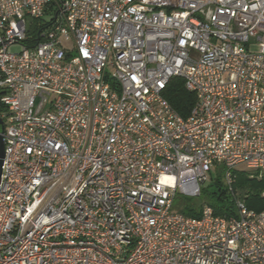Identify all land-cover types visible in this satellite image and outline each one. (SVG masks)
<instances>
[{"label": "built area", "instance_id": "2783aa9c", "mask_svg": "<svg viewBox=\"0 0 264 264\" xmlns=\"http://www.w3.org/2000/svg\"><path fill=\"white\" fill-rule=\"evenodd\" d=\"M0 108V264H264V210L175 209L264 173V0H0Z\"/></svg>", "mask_w": 264, "mask_h": 264}, {"label": "trees", "instance_id": "16d2710c", "mask_svg": "<svg viewBox=\"0 0 264 264\" xmlns=\"http://www.w3.org/2000/svg\"><path fill=\"white\" fill-rule=\"evenodd\" d=\"M37 30L31 29L30 34H35ZM169 105L182 118H187L193 108L196 97L186 90L184 82L180 78H172L163 93ZM2 108H0V112ZM222 167H217L213 176H210L209 183L202 187L200 196L194 199V203L189 201L176 202L175 209L180 213L197 218L203 206H209L215 216L236 217V201H242L248 210L260 212L264 210V173L253 176L243 171H235L233 178V191H229L222 180ZM179 197V196H178ZM177 197V198H178ZM176 198V200H177Z\"/></svg>", "mask_w": 264, "mask_h": 264}, {"label": "rangeland", "instance_id": "374dc122", "mask_svg": "<svg viewBox=\"0 0 264 264\" xmlns=\"http://www.w3.org/2000/svg\"><path fill=\"white\" fill-rule=\"evenodd\" d=\"M48 19H49L48 17L45 18V20H48ZM20 49H21V48H20L19 46H17V45H14V46L10 47V51L13 52V53H15V52H19ZM110 71H112V69H110ZM240 171H243V172H245V173H248V174L251 175V176H253V175H255V174H258V173H256V172L248 171V170H240ZM213 174H214V169L212 170L210 176H213ZM258 175H259V174H258ZM210 176H209V178H210ZM209 178H207L208 180H207V182L205 183V186L209 183V181H210ZM186 200L188 201V199H183L182 197H178L177 200H176V202H183V201H186ZM189 201H191L192 203L195 202L194 199H190Z\"/></svg>", "mask_w": 264, "mask_h": 264}, {"label": "water", "instance_id": "95a60500", "mask_svg": "<svg viewBox=\"0 0 264 264\" xmlns=\"http://www.w3.org/2000/svg\"><path fill=\"white\" fill-rule=\"evenodd\" d=\"M1 119H0V128H1ZM4 144H3V140H2V136L0 135V177L2 174V161H3V156H4Z\"/></svg>", "mask_w": 264, "mask_h": 264}]
</instances>
